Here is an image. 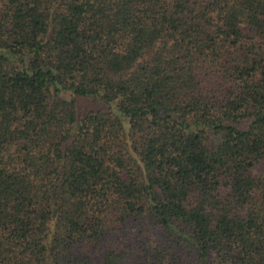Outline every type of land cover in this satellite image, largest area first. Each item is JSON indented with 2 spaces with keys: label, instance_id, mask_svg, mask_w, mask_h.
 I'll list each match as a JSON object with an SVG mask.
<instances>
[{
  "label": "trees",
  "instance_id": "16d2710c",
  "mask_svg": "<svg viewBox=\"0 0 264 264\" xmlns=\"http://www.w3.org/2000/svg\"><path fill=\"white\" fill-rule=\"evenodd\" d=\"M0 264H264V0H0Z\"/></svg>",
  "mask_w": 264,
  "mask_h": 264
}]
</instances>
